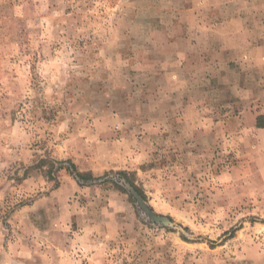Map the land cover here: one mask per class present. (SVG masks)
<instances>
[{
  "label": "rangeland",
  "instance_id": "374dc122",
  "mask_svg": "<svg viewBox=\"0 0 264 264\" xmlns=\"http://www.w3.org/2000/svg\"><path fill=\"white\" fill-rule=\"evenodd\" d=\"M259 1L0 0V264H264Z\"/></svg>",
  "mask_w": 264,
  "mask_h": 264
},
{
  "label": "trees",
  "instance_id": "16d2710c",
  "mask_svg": "<svg viewBox=\"0 0 264 264\" xmlns=\"http://www.w3.org/2000/svg\"><path fill=\"white\" fill-rule=\"evenodd\" d=\"M263 122H264V118L263 117H259L258 120H257V127L258 128H264ZM135 190L137 191V193H139V195H141L140 192L138 191V189L135 188Z\"/></svg>",
  "mask_w": 264,
  "mask_h": 264
},
{
  "label": "crops",
  "instance_id": "0c3cea01",
  "mask_svg": "<svg viewBox=\"0 0 264 264\" xmlns=\"http://www.w3.org/2000/svg\"><path fill=\"white\" fill-rule=\"evenodd\" d=\"M259 2L260 4L264 5V0H260Z\"/></svg>",
  "mask_w": 264,
  "mask_h": 264
}]
</instances>
